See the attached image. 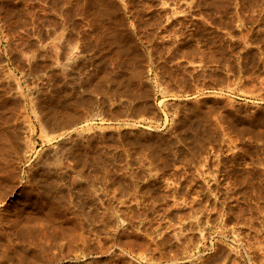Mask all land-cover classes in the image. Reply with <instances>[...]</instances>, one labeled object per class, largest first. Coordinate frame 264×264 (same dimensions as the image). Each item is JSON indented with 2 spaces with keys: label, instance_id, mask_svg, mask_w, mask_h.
Returning a JSON list of instances; mask_svg holds the SVG:
<instances>
[{
  "label": "rangeland",
  "instance_id": "rangeland-1",
  "mask_svg": "<svg viewBox=\"0 0 264 264\" xmlns=\"http://www.w3.org/2000/svg\"><path fill=\"white\" fill-rule=\"evenodd\" d=\"M0 155V264H264V0H0Z\"/></svg>",
  "mask_w": 264,
  "mask_h": 264
},
{
  "label": "bare ground",
  "instance_id": "bare-ground-1",
  "mask_svg": "<svg viewBox=\"0 0 264 264\" xmlns=\"http://www.w3.org/2000/svg\"><path fill=\"white\" fill-rule=\"evenodd\" d=\"M73 10V9H72ZM71 11V10H70ZM71 14H73V13H71ZM116 36H118V34L116 35ZM127 38L129 37L128 35L126 36ZM117 38V37H116ZM90 39V38H89ZM89 41V40H88ZM124 41L126 42V40L124 39ZM91 42H93V41H91ZM88 44V43H87ZM92 44V43H91ZM92 46V45H91ZM126 48H129V45L127 44V46H126ZM89 49V48H88ZM136 49V46L135 45H133L132 47H130V50H135ZM90 50V49H89ZM3 154V153H2ZM1 154V155H2ZM0 155V156H1ZM5 155V154H4ZM4 155H2V156H4ZM5 157V156H4ZM4 157H2V158H4ZM6 160V157L4 158V161ZM5 163V162H4ZM1 165V164H0ZM3 166V165H2ZM7 166V165H6ZM6 166H4L3 168H1L0 169V172L2 173L1 175H0V179H2V180H5V179H7V177H6V173H5V167ZM51 186V185H50ZM48 187V186H47ZM83 187H84V185H83ZM49 188V187H48ZM83 208H84V206H82ZM81 211V213L83 214V211L82 210H80ZM76 216H77V214H76ZM74 220V219H73ZM75 226V225H74ZM3 227V226H2ZM78 235V239L80 240V241H85V239H86V237H84V235L81 233L80 234V232H79V234H77ZM76 240H77V236H76Z\"/></svg>",
  "mask_w": 264,
  "mask_h": 264
}]
</instances>
